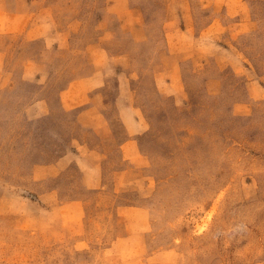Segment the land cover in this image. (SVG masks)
<instances>
[{
	"label": "rangeland",
	"instance_id": "1",
	"mask_svg": "<svg viewBox=\"0 0 264 264\" xmlns=\"http://www.w3.org/2000/svg\"><path fill=\"white\" fill-rule=\"evenodd\" d=\"M0 264H264V0H0Z\"/></svg>",
	"mask_w": 264,
	"mask_h": 264
},
{
	"label": "crops",
	"instance_id": "2",
	"mask_svg": "<svg viewBox=\"0 0 264 264\" xmlns=\"http://www.w3.org/2000/svg\"><path fill=\"white\" fill-rule=\"evenodd\" d=\"M183 22H184V25H185V18H183ZM214 24H215V20L212 21V23H211L210 26H212V25H214Z\"/></svg>",
	"mask_w": 264,
	"mask_h": 264
}]
</instances>
